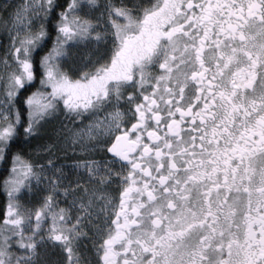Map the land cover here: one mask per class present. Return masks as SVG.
Listing matches in <instances>:
<instances>
[{
  "label": "snow or ice",
  "instance_id": "obj_1",
  "mask_svg": "<svg viewBox=\"0 0 264 264\" xmlns=\"http://www.w3.org/2000/svg\"><path fill=\"white\" fill-rule=\"evenodd\" d=\"M0 264H264V0H0Z\"/></svg>",
  "mask_w": 264,
  "mask_h": 264
},
{
  "label": "rangeland",
  "instance_id": "obj_2",
  "mask_svg": "<svg viewBox=\"0 0 264 264\" xmlns=\"http://www.w3.org/2000/svg\"><path fill=\"white\" fill-rule=\"evenodd\" d=\"M14 3L23 4L25 0H13Z\"/></svg>",
  "mask_w": 264,
  "mask_h": 264
}]
</instances>
